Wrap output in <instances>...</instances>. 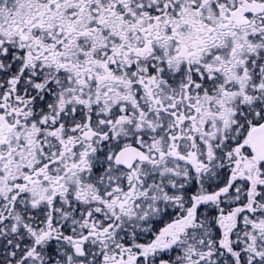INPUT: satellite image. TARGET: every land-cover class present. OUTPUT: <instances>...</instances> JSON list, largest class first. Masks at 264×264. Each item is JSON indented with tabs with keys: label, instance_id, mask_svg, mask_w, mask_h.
<instances>
[{
	"label": "snow or ice",
	"instance_id": "obj_1",
	"mask_svg": "<svg viewBox=\"0 0 264 264\" xmlns=\"http://www.w3.org/2000/svg\"><path fill=\"white\" fill-rule=\"evenodd\" d=\"M0 264H264V0H0Z\"/></svg>",
	"mask_w": 264,
	"mask_h": 264
}]
</instances>
